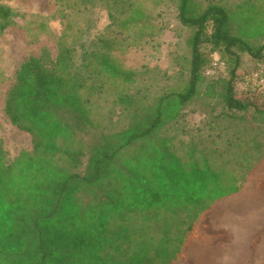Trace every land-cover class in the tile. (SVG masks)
Wrapping results in <instances>:
<instances>
[{"label": "trees", "instance_id": "16d2710c", "mask_svg": "<svg viewBox=\"0 0 264 264\" xmlns=\"http://www.w3.org/2000/svg\"><path fill=\"white\" fill-rule=\"evenodd\" d=\"M53 1L67 20L101 4L111 25L73 44L69 21L57 60L45 51L16 74L5 113L32 137L33 151L9 163L0 148V264H175L189 255L197 264L200 230L222 235L212 264H264V227L220 226L217 211L264 164V95L240 87L264 66L261 0ZM165 9L192 32L174 83L127 64L131 53L159 45ZM13 16L0 6V32ZM214 52L226 73L209 77ZM246 54L257 61L248 72ZM192 107L222 130L232 125L226 147L190 135L183 146L187 133L176 125ZM249 201L230 203L229 218L242 219Z\"/></svg>", "mask_w": 264, "mask_h": 264}, {"label": "rangeland", "instance_id": "374dc122", "mask_svg": "<svg viewBox=\"0 0 264 264\" xmlns=\"http://www.w3.org/2000/svg\"><path fill=\"white\" fill-rule=\"evenodd\" d=\"M199 1L204 5L220 3L229 7V4L236 5L243 0ZM259 4L264 7V0H261ZM0 6L9 7L14 12L13 24L4 32H0V148L4 151L6 160L12 163L22 152L31 153L33 151L32 137L13 126L5 113L6 99L15 83L16 74L21 65L30 57H40L45 51L49 53L53 61H56L59 54L58 45L62 36L67 33L69 21L72 22L74 31L69 33L67 40L73 44L103 36L110 27L111 21L108 11L101 4H97L88 12L80 13L68 20L64 16L67 13L62 11L53 0H0ZM151 10L154 14L159 11V7L151 6ZM162 20L166 24V29L155 44L159 45L153 49L131 53L127 57V59L129 58L127 64L138 65L137 67L149 66L150 69L157 70L165 76V81L174 83L182 71V59L187 54L185 38L192 32L180 24L177 14L171 12L170 9L164 10ZM245 30L246 40L253 39L254 32L247 31V28ZM215 53L217 52L209 54L210 65L206 73L209 77L226 73V69L222 71L213 67ZM256 64L257 61L252 60L249 55H243V71L252 70ZM240 87L244 90L242 85ZM116 120L118 119L113 117V121ZM229 127L231 128L232 125ZM178 128H183L187 133L182 137L179 133L177 134L185 147L190 142L191 136H194L197 141L203 142L206 147L220 148L226 147L232 138V129L222 130L223 127L220 124L213 122L210 116L197 108L194 109V107L186 110L183 121L176 125V129ZM175 132L173 131V133ZM260 138L264 139V132ZM263 185L264 164L246 183L241 196L218 204L217 211L222 214L218 225L229 228L231 225L240 224L251 232L256 227L255 230L264 227V198L261 192ZM235 199L250 200L249 207H252L245 212L246 215L242 219H231L228 216L229 204ZM247 230L246 232H248ZM200 232L202 243L196 249V258L194 259L197 264H212V261L215 262L213 256L215 251L212 250V245L222 238V235L209 236L202 230ZM175 264H193V261L189 255L187 258L179 259Z\"/></svg>", "mask_w": 264, "mask_h": 264}, {"label": "built area", "instance_id": "2783aa9c", "mask_svg": "<svg viewBox=\"0 0 264 264\" xmlns=\"http://www.w3.org/2000/svg\"><path fill=\"white\" fill-rule=\"evenodd\" d=\"M213 67L222 71L225 70V63L221 60L217 53L214 54ZM241 85L244 90H252L264 95V66L247 75Z\"/></svg>", "mask_w": 264, "mask_h": 264}]
</instances>
